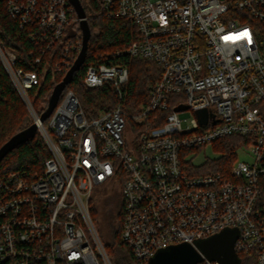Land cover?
<instances>
[{
  "label": "built area",
  "instance_id": "1",
  "mask_svg": "<svg viewBox=\"0 0 264 264\" xmlns=\"http://www.w3.org/2000/svg\"><path fill=\"white\" fill-rule=\"evenodd\" d=\"M38 50L63 43V74L82 49L69 0H0ZM109 18L132 20L124 52L161 75L149 100L127 107L126 64L89 66L84 84L116 88L119 106L88 117L73 91L41 123L29 97L41 79L0 42V60L49 152L41 173L0 174V264H111L92 222L94 202L118 194L121 238L138 264L172 246L236 229L235 251L264 264V0H103ZM206 111L203 123L197 115ZM189 112L192 119L180 117ZM240 136L250 159L223 173L193 174L192 154ZM239 148V149H240ZM188 152V153H187ZM192 163L189 172L187 162ZM199 264H221L203 256Z\"/></svg>",
  "mask_w": 264,
  "mask_h": 264
},
{
  "label": "trees",
  "instance_id": "2",
  "mask_svg": "<svg viewBox=\"0 0 264 264\" xmlns=\"http://www.w3.org/2000/svg\"><path fill=\"white\" fill-rule=\"evenodd\" d=\"M80 2L87 14L92 36L86 62L74 74L73 81L67 86L61 100L67 91H73L88 117L97 116L100 111L118 107L120 96L115 87L105 84L103 87L90 89L85 86L84 79L89 66L126 64L130 69V80L123 87L122 98L127 107L140 108L148 102L150 90L160 78L161 69L149 60L133 59L125 54L117 57V52H124L137 39L136 24L130 19L109 18L104 10L103 0H80ZM70 29L74 31V39L81 41L80 24H72ZM0 42L6 49L17 55L19 67L39 74L41 83L30 91L29 97L34 109L41 116L48 107L55 86L70 70L58 74L54 67L62 57L63 43H58L54 50L44 55L41 63H35L40 52L29 40L27 34L20 29L19 24L7 15L2 3H0ZM32 124L28 108L0 60V148L14 135ZM246 143L247 140L240 136H229L214 142L215 150L222 156L217 160L208 161L203 167L191 168V173L218 172L230 177L231 168L238 156L237 151ZM49 158L50 152L41 134L37 132L33 139L17 147L1 161L0 174L41 173ZM185 165L189 172L192 163L188 161ZM110 197L121 198L118 194L105 195L91 211L92 222L111 264H138L121 238L123 202L117 212L110 216L108 213V208L112 205ZM104 201L108 202L104 203ZM258 204L264 208V188ZM105 209H107L108 217L105 215ZM240 259V264H257L255 252L241 255Z\"/></svg>",
  "mask_w": 264,
  "mask_h": 264
},
{
  "label": "water",
  "instance_id": "3",
  "mask_svg": "<svg viewBox=\"0 0 264 264\" xmlns=\"http://www.w3.org/2000/svg\"><path fill=\"white\" fill-rule=\"evenodd\" d=\"M74 7L78 18L80 19V28L82 31V49L74 62L73 66L67 72L63 80L57 84L52 92L46 111L40 116V122H46L53 111L58 106L61 96L72 81L74 74L78 72L86 62L89 41L92 33L87 20V14L80 0H69ZM200 120L207 121L206 111L197 113ZM38 132V126L33 123L29 128L14 135L8 142L0 148V163L13 150L33 139ZM239 231L236 229L225 230L208 239L195 242V245L184 243L172 246L168 249L158 252L148 264H199L203 261V256L211 261L221 264H240L241 259L235 251V243L239 238Z\"/></svg>",
  "mask_w": 264,
  "mask_h": 264
},
{
  "label": "rangeland",
  "instance_id": "4",
  "mask_svg": "<svg viewBox=\"0 0 264 264\" xmlns=\"http://www.w3.org/2000/svg\"><path fill=\"white\" fill-rule=\"evenodd\" d=\"M28 111H29L31 119H32V121L34 123V117H33L32 113H31V111L29 109H28ZM180 117H181V119H183V120L185 119L187 121L192 119V115L189 112L181 113ZM237 153H238V156H237V159H236L235 163H237L239 161H246V160L250 159L249 151L246 148H242L241 147L240 149H238ZM221 156H222V154L218 153L215 150L214 143L213 144H209L208 146L202 148V150L192 154L193 166L196 167V168L203 167V166H205L208 163V161L217 160ZM101 199L103 200V198H98L94 202V207L97 205V203ZM106 202H108V201H104V203H106ZM110 202L112 203V205H111V207L108 208L109 209L108 213L110 214V216H113L115 214V212H117V209L120 207L121 202H122V198H117L116 199V197H110ZM101 212H102V214L104 213L103 210ZM105 212H106L105 215H107V209H105ZM107 217H108V215H107ZM104 227H105V225H104ZM102 244H103V242H102Z\"/></svg>",
  "mask_w": 264,
  "mask_h": 264
},
{
  "label": "bare ground",
  "instance_id": "5",
  "mask_svg": "<svg viewBox=\"0 0 264 264\" xmlns=\"http://www.w3.org/2000/svg\"><path fill=\"white\" fill-rule=\"evenodd\" d=\"M87 20H88V18H87Z\"/></svg>",
  "mask_w": 264,
  "mask_h": 264
}]
</instances>
